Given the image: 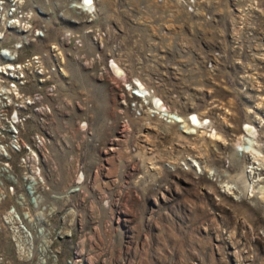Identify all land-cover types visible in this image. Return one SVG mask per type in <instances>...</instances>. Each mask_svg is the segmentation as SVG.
I'll use <instances>...</instances> for the list:
<instances>
[{
    "label": "rangeland",
    "instance_id": "374dc122",
    "mask_svg": "<svg viewBox=\"0 0 264 264\" xmlns=\"http://www.w3.org/2000/svg\"><path fill=\"white\" fill-rule=\"evenodd\" d=\"M79 1L0 0V264H264V0Z\"/></svg>",
    "mask_w": 264,
    "mask_h": 264
},
{
    "label": "built area",
    "instance_id": "2783aa9c",
    "mask_svg": "<svg viewBox=\"0 0 264 264\" xmlns=\"http://www.w3.org/2000/svg\"><path fill=\"white\" fill-rule=\"evenodd\" d=\"M83 1L85 0L79 1L80 4L78 5V9H81L83 12L86 13V15L92 16L96 9L95 2H93L94 0H91L90 5L88 6H84ZM189 9L192 10L191 7H189ZM114 63H115L114 59H110L108 64V69H110V72H113L115 74L114 75L115 79H121L120 85L116 84V82L118 81H114L116 88L118 90L117 94H118L119 106L130 110L135 117H141L145 112H148L152 117L156 116L168 124H175L179 126L180 129H182V131H186L187 127L189 128L193 127L200 130L204 128L207 125V123H209L208 119H205L201 116L198 117L197 113H190L187 116H184L181 115L179 112H175L172 111L171 109H168L169 107L168 105H166L165 101L162 98L158 97L153 89L146 87V85L143 82H141L139 79L129 80L128 78L125 77L126 75L124 69L122 74L119 75L116 74L115 70L113 69ZM152 97H155L154 98L155 100ZM41 142L42 140L41 141L37 140L36 143H38L39 145H34V146L37 147L38 149L39 146L41 148L42 147ZM27 159L29 160V157ZM84 180H85L84 173L82 171H79L75 176V182H73L74 183L73 191L80 190V187L84 182ZM30 185L32 186L33 189H36L40 186V184L39 185L30 184ZM22 238H24V236ZM30 252L32 251L30 250ZM30 255L32 256L33 254L30 253ZM52 255L55 258L54 260H56L57 258L54 256V254H51V256ZM25 256L28 259H31L30 256L26 255V252H25ZM38 256H39L38 259L39 264L48 263V261L46 260L47 251L45 248L44 249L39 248ZM71 260L72 258L68 260V264H73V261Z\"/></svg>",
    "mask_w": 264,
    "mask_h": 264
},
{
    "label": "bare ground",
    "instance_id": "6f19581e",
    "mask_svg": "<svg viewBox=\"0 0 264 264\" xmlns=\"http://www.w3.org/2000/svg\"><path fill=\"white\" fill-rule=\"evenodd\" d=\"M90 1L91 0L83 1L84 2V6L90 5ZM11 53L13 54V52H11ZM113 69L115 70V73L118 74V75L123 73L122 69L119 68L118 65L116 66L114 64ZM152 98L154 99L155 97H152ZM191 129L192 130H189V132H193L194 133V132L198 131V129H196V128H191ZM214 136H216V135L213 134L212 137H214ZM241 139L242 140L238 143V147H239L238 150L239 151H243L244 153L252 156V158L255 159L254 164L258 165L256 170H264V166H263V164H264V162H263L264 161V154L260 153V151L258 152V150L256 148L257 142L255 140L251 139V137H242ZM192 162H193V165L195 167H197L196 168L197 171L202 173L203 168L201 167V165L198 162H196V160H194ZM251 173H254V170H251ZM230 189H233V188H231V186H227L226 190L230 191Z\"/></svg>",
    "mask_w": 264,
    "mask_h": 264
}]
</instances>
